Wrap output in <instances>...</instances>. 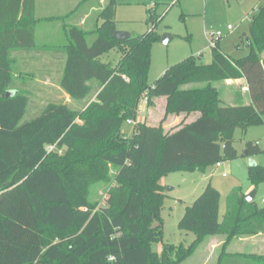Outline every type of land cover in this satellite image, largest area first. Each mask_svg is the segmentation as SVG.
I'll return each instance as SVG.
<instances>
[{
	"label": "trees",
	"instance_id": "trees-1",
	"mask_svg": "<svg viewBox=\"0 0 264 264\" xmlns=\"http://www.w3.org/2000/svg\"><path fill=\"white\" fill-rule=\"evenodd\" d=\"M120 1L99 9L100 24L91 32L65 28L59 87L72 102L91 94L93 101L79 111L48 103L23 121L28 96L13 89L15 53L37 48L40 21L36 0H0V264H180L210 236H224L225 248L234 238L264 234V206L248 203L237 186L225 196L220 220V194L208 184L178 222L195 235L191 244L153 250L163 235V175L205 172L261 152L251 142L237 152L233 134L264 124V4L242 34L247 54L232 58L216 40L209 64L189 56L150 86L151 47L161 37L148 31L123 43L113 39ZM110 51L119 54L116 64L101 60ZM237 79L245 80L248 105L220 97L217 84ZM142 97L147 105L164 97L166 115L200 116L164 134L161 123L136 120ZM127 121L134 123L128 137L122 132ZM112 178L103 204L91 201V187ZM247 179L256 190L264 167L249 162Z\"/></svg>",
	"mask_w": 264,
	"mask_h": 264
},
{
	"label": "rangeland",
	"instance_id": "rangeland-1",
	"mask_svg": "<svg viewBox=\"0 0 264 264\" xmlns=\"http://www.w3.org/2000/svg\"><path fill=\"white\" fill-rule=\"evenodd\" d=\"M107 1L36 0L35 15L39 17L38 20L40 22L50 21L38 26L35 30L36 47L44 48L47 45L52 48H63L67 44L65 28L70 26H78L91 32L97 27L96 20L100 23L97 12ZM263 4L264 0H121L115 8V27L120 32L129 33L131 37L140 36L148 31H153L160 37L165 35L171 37L168 44H163L159 40L154 42L151 47V64L147 72L148 84L151 86L168 67L189 56L199 58L203 65L208 64L211 61V42H215L217 33L221 34L219 48L223 53L235 59L247 54L248 50L243 46L241 37L243 33L247 32L251 13ZM83 18L85 23L80 25ZM228 26H231L233 30L228 31ZM92 40L93 38L89 40V44ZM236 45L240 47L238 48ZM20 53H24L22 55L25 56L18 59V64L14 66L17 76L14 77L16 82L13 89L28 96V112L23 121H30L35 117L33 115L48 103L65 102L79 111L83 110L93 98L91 94L87 99L72 102L66 93L58 90L59 68L64 64L63 58L55 57V60H52L56 66L50 75L45 74L47 68L45 61L48 60V57L42 58V55L37 57L38 52ZM47 55H51V53ZM260 55L263 58L264 52ZM118 57L119 54L116 51H110L101 60L116 64ZM56 69L58 72H55ZM30 72L33 74L27 75ZM217 88L223 101L228 100V95L232 94L230 89L225 88L222 83L217 84ZM144 101L145 98L142 97L138 104L139 111L136 120L143 121L144 119L153 126L161 123L164 134H170L183 123H191L192 119L200 116L199 112H193L187 116H183V114L166 115L164 97L155 99L151 105H145ZM144 107H146L145 111L142 112ZM122 132L126 137L130 136L132 125L124 124ZM233 136L234 147L238 151L247 140L254 142L258 140L263 145L264 124L250 126L243 133L240 128L236 129ZM252 159L264 165V152L255 154ZM229 163L232 164V173L225 169ZM238 164L235 160L224 161L220 168L215 169L214 166H209L205 172L176 171L161 177L160 185L165 186V197L159 211L163 235L161 242L153 247L155 252L161 253L165 243L182 244L183 246L191 244L195 235L180 230L178 222L186 206L193 203V200L201 194L209 182L219 190L218 216L222 220V214L225 211V196L228 191L236 183L242 184L244 188L250 185L247 179V170L245 171V167L239 168ZM224 173L227 174L223 177ZM113 185L112 178L109 184L92 186L90 200L103 204L106 192ZM263 196L264 183L257 187L254 197L259 206ZM208 249L205 247L199 250L194 257L186 259L181 264H200Z\"/></svg>",
	"mask_w": 264,
	"mask_h": 264
},
{
	"label": "crops",
	"instance_id": "crops-1",
	"mask_svg": "<svg viewBox=\"0 0 264 264\" xmlns=\"http://www.w3.org/2000/svg\"><path fill=\"white\" fill-rule=\"evenodd\" d=\"M35 12H36V10H35ZM36 18L38 19L39 17L36 16ZM83 21H84V18L80 21L79 24L83 25L85 23ZM49 22L48 21L39 22L36 25L34 31L37 29L38 26L40 27V25H42L44 23H49ZM99 24L100 23H98V21L96 20V26H98ZM35 33H36V31H35ZM62 49H63L62 47L61 48H58V47L57 48L56 47L52 48V46L45 45L44 48L43 47L42 48L37 47V48H35L33 50H29V52H26V53L29 54V53H32V52H38V54H37L38 56L37 57H39L40 55L43 56L42 58L48 57V60L45 61L46 62L45 66L47 67L45 69V74H50L51 75L53 68L56 66V64L54 62H52V60H55L54 59L55 57L63 58ZM45 52H46V54H44ZM49 53H51V55H47ZM22 54H24V53H20V51H18L15 54V60H16L15 63H16V65L18 64L17 63L18 59L22 58V56H25V55H22ZM211 59H212V57H211ZM263 59H264V56H263ZM61 70H62V65H61V68H59V71H60L59 75L61 74ZM55 72H58V69H56ZM30 74L32 75L33 73L32 72L27 73V75H30ZM55 74H57V73H55ZM15 76H17V75L15 74ZM221 83L224 85L225 88H228V90L230 89V91L232 92L231 95H228V100L224 101L226 104H230V105H238V103H242V104H245V105L250 104L249 100H248V96H247V88H246V83H245L244 79H237L236 81L226 80V81L221 82ZM58 90L60 92H63L60 89V87H58ZM92 101H93V98L89 102H92ZM183 116H185V115H183ZM197 118L198 117H195L194 119L191 120V122H193ZM137 121H141V120H137ZM186 124H191V123L187 122ZM246 142H251L254 145L256 144L258 146L259 150L261 151L260 153L264 152V144L261 145L258 142V140H256L255 142L252 141V140H247V141H245V143ZM243 148H244V145L242 146V148L239 151L237 149H236V151L237 152H241L243 150ZM252 158L253 157H251L249 159L240 158V159H237L235 161L239 163L238 164L239 168L240 167H245V171L247 170V165H248L249 162H252L255 165L258 164V165H261V166L264 167L263 163L258 162V161H254ZM231 163L227 164L225 166V169H227L228 172L230 171L232 173L233 172V168H232V164ZM221 166L222 165L220 164L219 167L214 166V168L215 169L216 168H220ZM224 174L226 176L227 173H224ZM208 184H210V182L207 183L206 186ZM237 186L242 187L243 192H244L245 195L254 190L251 185H249L248 187L244 188L242 186V184H237V183L232 188L237 187ZM218 192H219V190H218ZM261 205H262V202H261ZM194 238H195V236H194ZM224 242H225V237L224 236H210V238L204 239L198 245V247L196 248L195 253L191 257H194L199 250L207 247V248H209L208 252H206V254L203 257V259H202L200 264H253V263L259 264L260 262L264 261V234H258L257 236H251V237L242 236V238H234V239H232L231 241H229L227 243L225 248H222Z\"/></svg>",
	"mask_w": 264,
	"mask_h": 264
},
{
	"label": "water",
	"instance_id": "water-1",
	"mask_svg": "<svg viewBox=\"0 0 264 264\" xmlns=\"http://www.w3.org/2000/svg\"><path fill=\"white\" fill-rule=\"evenodd\" d=\"M112 37L116 41L123 43L124 41L128 40L131 37V35L127 32H120L117 30L113 33ZM170 40H171V37L166 36V35L160 38V42H162L163 44H168ZM6 95L9 96L10 93H6ZM255 193H256L255 190L251 191L250 193L245 195L244 199H246L248 203L253 202L255 200L254 199Z\"/></svg>",
	"mask_w": 264,
	"mask_h": 264
},
{
	"label": "built area",
	"instance_id": "built-area-1",
	"mask_svg": "<svg viewBox=\"0 0 264 264\" xmlns=\"http://www.w3.org/2000/svg\"><path fill=\"white\" fill-rule=\"evenodd\" d=\"M255 11H256V10H255ZM227 30H228V31H232L233 29L231 28V26H228V27H227ZM220 37H221V34L217 33V34H216V38H215V42H216V40H219ZM215 42L212 41V42H211V43H212L211 46H214V45H215ZM144 98H145V101H144V102H145V105H146V97H144ZM145 108H146V107L142 108V112L145 111ZM138 109H139V108H138ZM138 111H139V110H138ZM137 114H138V112H137ZM127 123L130 124V125H134V123H133L132 121H127ZM53 149H54V146H48L47 151H52ZM219 165H220V164H216L215 166H216V167H219ZM224 176H225V174L223 175V177H224ZM261 202H262V205L264 206V196L262 197V201H261Z\"/></svg>",
	"mask_w": 264,
	"mask_h": 264
}]
</instances>
